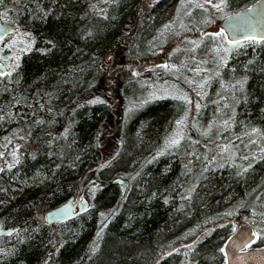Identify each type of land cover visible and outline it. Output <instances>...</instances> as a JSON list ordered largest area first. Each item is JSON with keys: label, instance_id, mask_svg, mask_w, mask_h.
<instances>
[{"label": "trees", "instance_id": "1", "mask_svg": "<svg viewBox=\"0 0 264 264\" xmlns=\"http://www.w3.org/2000/svg\"><path fill=\"white\" fill-rule=\"evenodd\" d=\"M255 1L228 0L229 7L217 11L211 5L194 8L188 0H4L0 22L31 32L35 44L20 53L19 75L13 73L12 83L0 77V116L5 117L0 120V151L5 152L0 167L11 160L17 143L21 153V163L0 174V189H5L0 191V223L21 230L0 235V264H225L220 249L237 221L251 224L259 234L256 244L264 246V159L256 158L264 155V146L251 155L240 152L264 136L251 132L252 127L264 132V42L241 41L219 67L220 76L215 72L224 52L213 48L221 44L219 38L204 37L203 44L188 50L186 66L205 75L200 91L190 86L191 104L172 96L148 97L155 79L123 75L118 67L122 56L127 62L147 59L183 38L182 24L191 35L199 34ZM5 9L8 18L2 15ZM205 17L212 22L201 23ZM88 29L94 38L83 36ZM14 51L3 48L0 60L10 63L3 57ZM117 71L113 85L109 81ZM245 75L243 92L239 85L226 86ZM97 96L104 102L88 103ZM186 108L185 138L157 155ZM233 109L226 127L220 121ZM9 112L12 116L5 115ZM114 129L117 139L104 155L101 135ZM225 144L229 151L221 150ZM245 156L247 164L241 165ZM249 163L252 167L238 175ZM116 178L129 184L114 183ZM85 186L86 210L56 224L45 220L47 211ZM111 210L114 214L101 224L100 213ZM93 241L100 245L96 253L89 250Z\"/></svg>", "mask_w": 264, "mask_h": 264}, {"label": "snow or ice", "instance_id": "2", "mask_svg": "<svg viewBox=\"0 0 264 264\" xmlns=\"http://www.w3.org/2000/svg\"><path fill=\"white\" fill-rule=\"evenodd\" d=\"M103 2L105 4L111 3V4H118L119 0H103ZM188 2H190L192 4V7L197 8V9H205L206 5H211L213 8H215L217 11H223L224 9L229 7V3L228 0H203V3L199 2V0H188ZM4 0H0V5H3ZM182 4L186 3V0H181ZM95 7V6H93ZM189 11L191 12V9H189ZM99 14L103 15L104 19H108V14L104 9H99L98 10ZM2 15L5 18H8V10L5 9L4 12L2 13ZM47 12H44L43 16H46ZM114 18V17H113ZM10 19V18H9ZM211 18L210 17H205L201 23L203 24H207V23H211ZM169 27V25H165L164 29H167ZM181 27H184V25L182 24ZM191 31V29H189ZM9 32L12 33V35L9 37V39L0 44V50H2L3 48H9V49H16V51H14L12 53L11 56H5L3 57L4 60H9L10 63H6V64H0V68H3L4 70H0V77H8L9 78V83H12V76L13 73H16L17 76L19 75L18 69L20 67V60H21V55L20 53H24V52H29L32 50L34 44H35V36L28 31H22L19 27L13 28L11 27L10 24L7 23H0V42L4 41V36H7L9 34ZM83 36L85 38H94V33L92 31V29H88L87 31H85L83 33ZM204 37H208V38H219L221 41V44L217 45L214 44L213 48L214 50L219 54V51L221 50V48L223 49L224 52V56H220L219 57V65L218 68L215 72L216 76H220V72H219V67L223 66L227 63V59L229 58V53H231L234 49H237L240 47L241 45V41L238 39H229L228 38V33L225 31L224 28H220L218 31L215 32H203V35L200 39L198 40H189V43L192 45L193 49H195L196 47H198L199 45L204 43L203 38ZM186 39H188L186 37ZM244 40L246 41H251L253 43L260 41V42H264V36H246L244 37ZM47 43L49 45H51V47H55V43L52 40L47 41ZM226 43L227 46H223ZM22 45V47H21ZM51 48H41L39 49V51L41 52H48L50 51ZM193 59H195V56L192 57ZM110 59V57H109ZM162 67L168 68L169 65L167 63L163 64ZM171 67L173 69H176L177 66L175 64L171 65ZM195 71L199 72L200 69L197 68L195 69ZM207 79H211V77H208ZM248 77L245 75L242 78L238 79L235 81V84L229 82L226 86L232 89H235L236 85H239L240 91L243 92L244 91V85L247 81ZM192 83H195V81H192ZM204 81L200 82V86L203 87L204 86ZM5 91H7L8 89L5 88ZM176 98L184 101L186 104H191L192 101L190 99V97L188 96L187 93L184 92H180V93H176ZM222 99H226L225 97H222ZM234 99H238L235 98ZM22 101L20 99H16L14 100V103L19 104ZM97 102H104L101 100L100 97H94L92 100H89L88 103L89 104H95ZM41 107H43V105H41ZM196 109H199L201 107L200 103H196L195 104ZM49 111H51V109H49ZM188 112L189 110L186 108L184 110V115L180 118L177 119L175 121V124L177 125L176 130L171 134V136H169L168 138H166L165 140V145L162 149H160L157 152V155H161L165 150H167L168 148L171 147H176L179 146L181 141L185 138V128H184V124H185V120L187 119L188 116ZM6 116H12V113H6ZM235 116V109L232 110V116H230L227 120H222L220 121L221 124H223L224 126L228 127L230 126V121H232L234 119ZM4 116H0V120L4 119ZM42 121H35V123H41ZM211 129V124H209L208 128H206L204 130V135H208L209 131ZM251 132L253 133H258L259 135H264V132H261L259 129H257L256 127H252L251 128ZM65 135H67L68 133V129L65 128L64 130ZM31 135V133L29 132L27 134V136H20L19 139L24 140L27 137H29ZM5 140H7L9 143H11V140L8 137H5ZM251 142V141H250ZM20 145L17 143L15 145V148L13 149L12 153H11V160L7 161L5 163V165L3 167H0V172H4L6 169H12L14 167H16L18 164L21 163V153H19L16 149H19ZM230 149V145L225 144L222 146V151H229ZM261 153H264V148L260 149ZM235 155V151H232L230 153V157ZM5 156V152L0 151V157H4ZM34 157V154H33ZM257 159H264V155L260 156V157H256ZM77 159H79V157H77ZM243 159L247 160L248 157L245 156L243 157ZM56 167H59V165H56ZM252 167V164L249 163L247 165L246 168H242L241 172L237 173L238 175L242 174L243 172L247 171L249 168ZM191 169H189L190 171ZM205 171H207V169L205 168ZM39 175V173H38ZM97 186L93 185L92 187V191L95 190ZM0 191H5V189H0ZM191 189L189 190V195H191ZM81 200H83V197L80 198ZM0 203H3V201H0ZM115 210H111L108 214L101 212L100 216L102 217L101 220V224L104 223V219L107 217H110L112 214H114ZM231 214V213H229ZM262 215H264V213H262ZM3 225L2 223H0V230H2ZM14 231L17 232V234H19V232L21 231L20 229H14ZM24 231H26V229H24ZM259 235V234H257ZM99 238V236H98ZM195 244V242H194ZM194 244L192 246H186V247H193ZM247 246V245H246ZM100 245L99 243L93 241V243L90 246V252L92 253H96L99 251ZM3 251V250H0ZM172 251H179V249H173ZM221 252H224V249L221 248L220 249ZM241 251H243V248H241ZM165 255H171V253H165ZM225 255H227L225 253ZM185 256H187V252L185 253ZM49 259H51V257H49ZM45 264H47V261L45 262ZM189 264H192L191 261H189Z\"/></svg>", "mask_w": 264, "mask_h": 264}, {"label": "rangeland", "instance_id": "3", "mask_svg": "<svg viewBox=\"0 0 264 264\" xmlns=\"http://www.w3.org/2000/svg\"><path fill=\"white\" fill-rule=\"evenodd\" d=\"M199 2H203V0H199ZM222 19L218 20L217 22L212 23L205 29H201V31H199V34H195V35H191L190 34L191 32H189L188 28L182 27L180 31H181L182 36L184 37L179 40H175L172 43H169V45L166 48L160 51H157L156 55L153 57H150L147 59H138L132 62H127L122 56V63L118 64V67L120 68L119 70L120 73H122L123 75H128V76L129 75H134V76L144 75L145 78L155 79L154 83H152V86H150V88H148L147 90V95L148 97H151V98L167 97V96L176 97L175 94L180 93V92L187 93L189 96L190 86L197 87L195 90L200 91L202 88L200 86V82L204 81L203 77L205 75L204 73H199L195 71L194 68L190 69V67L186 66V64L188 63V60H187V55L185 53H187V51L192 48V45L189 43V40H197L199 36L203 35V32L211 33V32L218 31L220 28H222L220 26V22L222 21ZM177 31H179V27ZM177 35H179V33H177ZM186 37L188 39H186ZM223 46H227L226 43ZM119 53L120 52H118V57H119ZM208 58L211 59L212 55L207 56L204 60L207 61ZM165 63L169 65L168 68L162 67V65ZM173 64L177 66L176 69H173L171 67V65ZM117 75H118V71L116 73H113V79L112 80L110 79L109 81V82H112L113 85L115 84V82L113 81L115 80V77H117ZM192 81H195V83H192ZM108 91H109L108 94L110 95V98L112 100L111 103H113L114 112L118 113L117 111L118 108L116 106V101H115L116 97H113L114 92H115L114 87L110 86ZM115 117L118 118V115H116V113H115ZM114 139H117L116 129H114V131L110 133L105 132L101 135L100 147H101L102 154L104 155L108 154L107 146L111 143V141L112 142L115 141ZM252 141L254 142H248L247 144V146L250 147V149L252 147V150H249V148L245 146L248 149L246 148V151L241 150L240 152H242V154L250 153L251 155L254 152H257L255 149H259L264 146V136H260ZM240 163L241 165H245L247 164V160L245 159L240 160ZM83 189L79 191L80 197L78 200H81L80 198L82 197ZM74 196H77V194ZM78 200L75 201L76 206H77ZM241 222L242 221H237L235 228H237V226ZM256 246H259V245H256Z\"/></svg>", "mask_w": 264, "mask_h": 264}, {"label": "water", "instance_id": "4", "mask_svg": "<svg viewBox=\"0 0 264 264\" xmlns=\"http://www.w3.org/2000/svg\"><path fill=\"white\" fill-rule=\"evenodd\" d=\"M0 23L10 24L14 28L12 23L6 21ZM220 26L228 33L229 39L244 41L246 36H264V0H256L245 8L229 13L222 19ZM10 34L11 32L7 36ZM7 36H4V39ZM0 64L4 63L0 60ZM0 70L4 69L0 68ZM113 182L129 184L123 178H116ZM82 197L83 200H78L77 206L75 198L72 196L61 205L50 209L45 214V220L50 224H56L86 210L89 203L85 197V192L82 193ZM103 227L100 228L98 234ZM12 232H14L13 228H2L0 235H7ZM257 234L251 224L241 222L223 246L225 264H264V246H253L258 240Z\"/></svg>", "mask_w": 264, "mask_h": 264}, {"label": "flooded vegetation", "instance_id": "5", "mask_svg": "<svg viewBox=\"0 0 264 264\" xmlns=\"http://www.w3.org/2000/svg\"><path fill=\"white\" fill-rule=\"evenodd\" d=\"M149 1V0H148ZM154 3V1L153 2H151V4H153ZM79 197H80V195H79V192L77 193V196H75V201H77L78 199H79Z\"/></svg>", "mask_w": 264, "mask_h": 264}]
</instances>
